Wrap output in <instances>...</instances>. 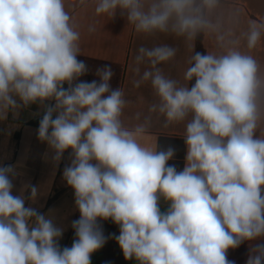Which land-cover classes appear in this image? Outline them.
<instances>
[{"label":"clouds","instance_id":"obj_1","mask_svg":"<svg viewBox=\"0 0 264 264\" xmlns=\"http://www.w3.org/2000/svg\"><path fill=\"white\" fill-rule=\"evenodd\" d=\"M90 4L96 17L119 14L137 34L182 37L190 48L201 34L215 36L217 50L195 52L183 82L160 68L175 57L174 47L141 45L134 57L133 86L150 83L157 98L148 112L164 118L163 128L183 125V170L168 163L174 147L147 142L150 115L141 120L137 112L136 123L124 122L130 101L112 87L111 66L98 67L97 79H81L90 70L78 59L82 33L73 13ZM220 6L221 0H0V121L38 105L37 138L52 161L58 165L70 150L62 177L80 213L71 247H61L64 229L26 206L38 187L26 183L14 195L17 166H0V264H91L113 238L124 259L137 264H236L228 252L245 242V264H264V64L253 54L264 22L250 20L233 38V29L212 18ZM88 31H96L95 22ZM107 220L119 235L104 234L100 221Z\"/></svg>","mask_w":264,"mask_h":264},{"label":"crops","instance_id":"obj_2","mask_svg":"<svg viewBox=\"0 0 264 264\" xmlns=\"http://www.w3.org/2000/svg\"><path fill=\"white\" fill-rule=\"evenodd\" d=\"M94 5L87 9L76 8L74 17L82 33V55L78 59L83 60L89 73L81 77L82 80L91 81L97 79L95 70L98 67L109 65L115 75L111 80L113 88L124 89L126 98L130 101L125 109L124 122L131 126L137 121L134 116L137 112L144 116H151V136L148 143L159 138L178 137L183 138V125H174L163 128L164 118L158 113H149L148 108L156 102L150 83L134 87L133 82L139 79L134 72L136 67L134 57L137 49L143 45L153 47L156 45L168 44L174 47L175 57L160 65L162 72L170 78L183 82V74L188 65V60L196 52V40L189 47L188 42L182 37H175L165 34L143 35L137 34L126 21L117 14L116 18L109 20L106 17H96L93 13ZM219 17L223 23V30L233 29L235 37H241L246 32L249 21L264 22V0H221V6L213 13L212 18ZM95 22L96 31L89 33V25ZM244 41L241 38V44ZM202 44L205 54L208 51L217 50L216 39L213 35L202 34ZM256 58L264 64V38L253 53ZM147 67V63L141 65V72ZM192 82H190L191 85ZM40 113V115H36ZM42 110L38 105H31L22 109L16 118L9 113L6 120L0 121V166H17L18 175L13 179V194L20 193L24 184L30 183L37 186L39 195L33 203L26 201V206L36 208L42 214H49L54 222L64 229L59 240L61 247H71L75 238L72 221L79 218V211L74 204L73 189L67 186L63 180V168L70 162L69 151L65 152L63 159L57 165L51 159V152L46 143L37 138L38 126ZM185 164V160H184ZM24 195H29L25 191ZM161 210H167V204L161 203ZM104 234L115 233L119 235V227L111 220L100 221ZM248 243L245 242L237 249H230L228 258L236 264H245L248 254ZM91 264H127L122 250L116 240L109 239L103 248L94 252L91 256ZM129 264H137L135 259Z\"/></svg>","mask_w":264,"mask_h":264},{"label":"trees","instance_id":"obj_3","mask_svg":"<svg viewBox=\"0 0 264 264\" xmlns=\"http://www.w3.org/2000/svg\"><path fill=\"white\" fill-rule=\"evenodd\" d=\"M196 52L205 54V50L202 44V34L196 39ZM38 124L39 122L34 123V125L36 126H38ZM168 146H172L176 150L174 158L168 163L171 165H175L178 170H183L186 155V146L184 143V139L178 137H160L158 141V149H166Z\"/></svg>","mask_w":264,"mask_h":264},{"label":"water","instance_id":"obj_4","mask_svg":"<svg viewBox=\"0 0 264 264\" xmlns=\"http://www.w3.org/2000/svg\"><path fill=\"white\" fill-rule=\"evenodd\" d=\"M129 261H130V260H127V264H129Z\"/></svg>","mask_w":264,"mask_h":264},{"label":"rangeland","instance_id":"obj_5","mask_svg":"<svg viewBox=\"0 0 264 264\" xmlns=\"http://www.w3.org/2000/svg\"><path fill=\"white\" fill-rule=\"evenodd\" d=\"M193 83H194V81H193Z\"/></svg>","mask_w":264,"mask_h":264}]
</instances>
